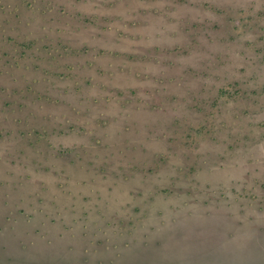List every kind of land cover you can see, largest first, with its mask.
Returning a JSON list of instances; mask_svg holds the SVG:
<instances>
[{"label":"rangeland","instance_id":"obj_1","mask_svg":"<svg viewBox=\"0 0 264 264\" xmlns=\"http://www.w3.org/2000/svg\"><path fill=\"white\" fill-rule=\"evenodd\" d=\"M0 264H264V0H0Z\"/></svg>","mask_w":264,"mask_h":264}]
</instances>
